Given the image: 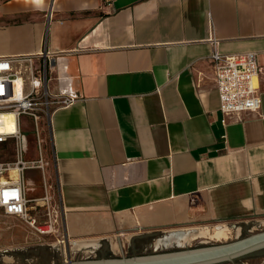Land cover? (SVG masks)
Listing matches in <instances>:
<instances>
[{
    "label": "crops",
    "instance_id": "crops-1",
    "mask_svg": "<svg viewBox=\"0 0 264 264\" xmlns=\"http://www.w3.org/2000/svg\"><path fill=\"white\" fill-rule=\"evenodd\" d=\"M213 48L257 52L258 112L221 122ZM71 50L48 65L81 98L51 116L47 183L72 244L264 226V0H0V55Z\"/></svg>",
    "mask_w": 264,
    "mask_h": 264
},
{
    "label": "built area",
    "instance_id": "built-area-1",
    "mask_svg": "<svg viewBox=\"0 0 264 264\" xmlns=\"http://www.w3.org/2000/svg\"><path fill=\"white\" fill-rule=\"evenodd\" d=\"M212 41L214 43L215 40ZM77 52H58L50 57L46 54L48 58L41 52L0 55V212L20 218L41 236L57 233L61 214L57 203L52 206L54 196L47 183L51 158L45 148L47 138L44 130L49 129L51 116L56 110L68 108L81 98L71 86V81H66L57 91H51L49 72L53 67L48 69V65L64 53ZM210 59L219 111L223 116L221 122L225 123L227 117L245 111L258 112L261 99L257 85L260 70L257 52L224 54L213 48ZM29 128L35 136L33 156H28ZM28 170L39 171L41 196H29L33 187L25 176ZM50 204L52 213L48 212V220L38 223L31 212Z\"/></svg>",
    "mask_w": 264,
    "mask_h": 264
},
{
    "label": "rangeland",
    "instance_id": "rangeland-1",
    "mask_svg": "<svg viewBox=\"0 0 264 264\" xmlns=\"http://www.w3.org/2000/svg\"><path fill=\"white\" fill-rule=\"evenodd\" d=\"M48 129L45 128L44 134L46 135L47 144L46 147L49 151L50 144L48 139ZM29 152L28 156L34 155L35 148V136L34 132L29 128L28 131ZM49 182L52 185L51 194L56 197V200L52 202V206L59 205L60 203L56 192L55 181L53 177ZM42 191V190H41ZM43 193H38L37 196H41ZM54 197V198H55ZM52 213L51 204L38 208L36 211H32L31 215L36 217L38 223H45L48 220V212ZM62 213L61 208L58 210ZM59 228L57 233L49 236H37L32 232L24 221L20 218H14L12 216H6L0 212V264H54L63 261L66 258L71 260H85V259H99V258H120L136 257V256H148L158 255L162 253H168L172 251H179L183 249H195L204 246L218 245L225 242H230L240 237L249 235L250 233L260 231L264 229V226H242L240 230L237 228H230V232L224 237H212V238H198L194 241H189L186 245L179 244L176 246H162L153 245L148 241H140L136 245V251L133 253L130 249L117 253L109 252L107 245L98 246L96 249L91 246H78L72 244V241L68 240L67 236L63 234V226L61 223V214H59ZM62 239V242L60 240ZM195 239V238H194ZM67 247L70 250V254H64V249ZM210 264H264V247L255 249L245 254L239 255L231 260H224L221 262H214Z\"/></svg>",
    "mask_w": 264,
    "mask_h": 264
},
{
    "label": "water",
    "instance_id": "water-1",
    "mask_svg": "<svg viewBox=\"0 0 264 264\" xmlns=\"http://www.w3.org/2000/svg\"><path fill=\"white\" fill-rule=\"evenodd\" d=\"M261 247H264V230L250 233L230 242H221L218 245L183 249L158 255L85 260L66 258L54 264H210L231 260ZM68 253V251H65V255H68Z\"/></svg>",
    "mask_w": 264,
    "mask_h": 264
},
{
    "label": "bare ground",
    "instance_id": "bare-ground-1",
    "mask_svg": "<svg viewBox=\"0 0 264 264\" xmlns=\"http://www.w3.org/2000/svg\"><path fill=\"white\" fill-rule=\"evenodd\" d=\"M11 85H13V84H11ZM191 233V232H190ZM196 234H198V232L197 233H193V234H190L189 235V239H191L192 238V236H194V235H196ZM211 234H213V236L214 235H216L217 237H222V236H225L226 235V230H220V231H214L213 233H211ZM182 235V234H181ZM182 237H180V236H176V235H174V236H169V237H166V238H164V240H162L163 242H165V244H171L173 241L176 243V244H182L183 243V240L185 241V239H181ZM189 241V240H188ZM60 242H62L61 240H60ZM186 244V243H185Z\"/></svg>",
    "mask_w": 264,
    "mask_h": 264
}]
</instances>
